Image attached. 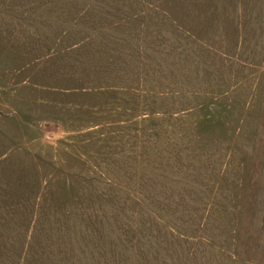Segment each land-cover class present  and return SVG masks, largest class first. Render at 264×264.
<instances>
[{"label":"rangeland","instance_id":"rangeland-1","mask_svg":"<svg viewBox=\"0 0 264 264\" xmlns=\"http://www.w3.org/2000/svg\"><path fill=\"white\" fill-rule=\"evenodd\" d=\"M0 264H264V0H0Z\"/></svg>","mask_w":264,"mask_h":264}]
</instances>
